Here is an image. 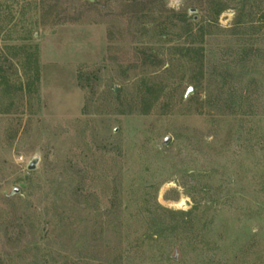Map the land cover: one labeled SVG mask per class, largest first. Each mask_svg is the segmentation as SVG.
Returning <instances> with one entry per match:
<instances>
[{
  "label": "rangeland",
  "instance_id": "374dc122",
  "mask_svg": "<svg viewBox=\"0 0 264 264\" xmlns=\"http://www.w3.org/2000/svg\"><path fill=\"white\" fill-rule=\"evenodd\" d=\"M0 264H264V0H0Z\"/></svg>",
  "mask_w": 264,
  "mask_h": 264
},
{
  "label": "water",
  "instance_id": "95a60500",
  "mask_svg": "<svg viewBox=\"0 0 264 264\" xmlns=\"http://www.w3.org/2000/svg\"><path fill=\"white\" fill-rule=\"evenodd\" d=\"M195 11H196L195 9H191L190 12L193 13V12H195ZM195 19H197V16L195 17ZM192 92H193V88H189V90H188V92H187V95H190ZM170 139H171V138H170L169 136L166 137L164 143H165V144L169 143ZM37 164H38V157L34 158V159L31 161V163H30L29 166H28V169H29V170H35V169L37 168ZM19 191H20V189L17 188V187H15V188L13 189V191H12V194H13V195H14V194H17V193H19Z\"/></svg>",
  "mask_w": 264,
  "mask_h": 264
},
{
  "label": "trees",
  "instance_id": "16d2710c",
  "mask_svg": "<svg viewBox=\"0 0 264 264\" xmlns=\"http://www.w3.org/2000/svg\"><path fill=\"white\" fill-rule=\"evenodd\" d=\"M222 12V9L221 10H218L217 14H220Z\"/></svg>",
  "mask_w": 264,
  "mask_h": 264
}]
</instances>
